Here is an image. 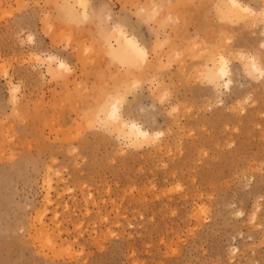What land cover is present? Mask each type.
<instances>
[{
  "label": "rangeland",
  "instance_id": "rangeland-1",
  "mask_svg": "<svg viewBox=\"0 0 264 264\" xmlns=\"http://www.w3.org/2000/svg\"><path fill=\"white\" fill-rule=\"evenodd\" d=\"M225 1L88 0L71 18L67 0H0V264H264V74L244 63L264 66V0L245 19ZM116 26L147 48L140 69L111 54ZM219 54L230 88L202 72ZM122 95L161 140L108 129Z\"/></svg>",
  "mask_w": 264,
  "mask_h": 264
},
{
  "label": "bare ground",
  "instance_id": "bare-ground-1",
  "mask_svg": "<svg viewBox=\"0 0 264 264\" xmlns=\"http://www.w3.org/2000/svg\"><path fill=\"white\" fill-rule=\"evenodd\" d=\"M87 3L88 0H67L66 7L69 10V13H71V18L73 15L78 16V14L80 13H82L84 16H87L88 15ZM79 7L80 9H78ZM252 7L242 2V0H226L225 5L221 7V12H222L221 14H224L227 18L230 17L232 19L234 18L245 19L248 16L250 17L253 15H258L256 14L258 10L256 11L254 7L253 8ZM262 11L260 13L264 17V11L263 12ZM148 15H150V12L148 13ZM114 34H115L116 43L110 45L112 52L111 54L113 55L115 60L117 59L122 64H124L127 67V70H129L132 67L140 69L148 62L149 52L147 48L143 46L135 36L128 34L127 31L121 26L115 27ZM46 61L50 63L49 69L53 68L51 70L55 71L56 69V72L57 70L58 72L61 70L63 71L66 70L67 72L71 71L68 62L65 61L64 59L59 58L56 55H48ZM229 62H230L229 59L223 54L214 56L212 58V62L206 65L207 68L205 69L204 67L205 71L204 69L202 70V72L206 74L203 75L206 78H208L210 83L212 82L213 84H215L216 88L217 86L220 85L221 86L223 85V87L226 86V88H230V84L232 82V77H231L232 69ZM244 63L247 69L246 71L247 73L249 71V72H258L260 73L259 75L264 74V66L262 65L263 62H261V58H257L254 55L246 56V61ZM54 71L51 72L54 73ZM131 75L132 74H130V77ZM124 77L122 79H124ZM125 82L126 83L128 82L127 84H130L129 80L124 81L123 83ZM133 82L139 83V79L137 78L136 81L134 80ZM16 89L17 88L14 87L15 91ZM13 96L14 99L17 100L18 95L15 94ZM122 97L123 95L121 97L119 96L111 103V105H109V107L103 110L105 114L103 120H105V123L109 126L108 129L110 128L112 131L118 133V136H122L126 138L127 140H129L128 141L129 144L135 147H140L145 144L154 143L159 139L161 140L162 138L161 136L163 135L162 131H155V132L151 131L150 129L144 127L142 123H139L135 120L129 121L127 120L128 118L127 119L125 118L122 107L120 105L121 103H119L120 100H123ZM40 232H45V230H42Z\"/></svg>",
  "mask_w": 264,
  "mask_h": 264
}]
</instances>
